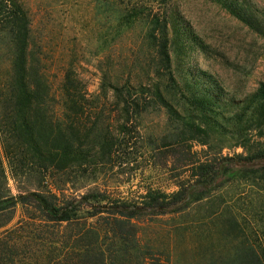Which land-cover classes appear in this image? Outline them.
Masks as SVG:
<instances>
[{
    "label": "trees",
    "instance_id": "1",
    "mask_svg": "<svg viewBox=\"0 0 264 264\" xmlns=\"http://www.w3.org/2000/svg\"><path fill=\"white\" fill-rule=\"evenodd\" d=\"M210 1L264 38V19L245 0ZM172 2L88 0L101 54L99 91L90 93L77 48L60 52L44 38L24 0H0V264H185L182 254L187 264H264V81L238 99L188 66L200 43L185 33ZM156 118L163 127L138 126ZM155 127L158 141L190 154L198 145L203 159L190 160L173 192L149 189L142 206L117 202L104 229L92 222L98 214L79 212L88 195L58 206L51 190L14 196L9 188V175L59 192L74 179L87 182L134 151L137 130ZM231 148L243 153L225 156ZM235 183L255 190L257 211L221 212L217 244L197 245L196 232L171 226L157 255L165 259L152 258L143 244L150 234L142 238L137 222L179 216ZM19 205L40 212L12 225Z\"/></svg>",
    "mask_w": 264,
    "mask_h": 264
},
{
    "label": "rangeland",
    "instance_id": "2",
    "mask_svg": "<svg viewBox=\"0 0 264 264\" xmlns=\"http://www.w3.org/2000/svg\"><path fill=\"white\" fill-rule=\"evenodd\" d=\"M245 1L261 19H264V0ZM24 2L33 12L36 22L38 24L41 22L43 37L55 41L60 52L62 48L68 46L77 48L81 57L78 70L89 92L97 93L100 74L95 64L99 62L101 54H98L94 43L93 31L97 23L86 12L88 0H24ZM170 6L176 13L178 22L186 27L185 33L191 39L195 38L196 43H200L189 54L188 66L215 77L227 93L238 99L256 91L259 84L264 81V38L210 0H173ZM74 40L75 44L72 43ZM150 123L154 126H164L162 118L151 119L138 126H150ZM161 127H155L150 133H144L139 128L134 135L136 138L134 141L137 143L134 151L126 156L120 154L119 159L112 165L98 168L87 182L81 180L77 182L74 179L73 183L60 187L64 191L59 192L50 184H41L36 178L16 180L9 175V188L14 196L28 195L35 190L40 192L51 190V194L59 198L58 206L63 202H69L72 197L88 195L89 201L82 205L79 212L98 214L92 222L97 221L104 229L108 223V214L116 212L117 202L123 200L142 206L143 197L149 189L171 193L176 190L174 184L183 181V178L186 179L189 175L185 172L190 170L188 169L190 160L203 159L201 151L204 148L198 145L193 147L192 156L193 154L184 148L171 147L170 141H158L157 134L162 132ZM149 135H152L151 139H148ZM241 153H243L241 148L224 151L225 156ZM260 203L255 190L252 191L243 183L229 184L209 200L192 206L179 216L143 217L137 222V227L142 238L143 235L150 234L147 241L142 240L144 245L148 243L147 251L155 258L160 249L168 245L163 236L171 226H176L182 234L187 230L196 232L197 245L217 244L222 240L219 233L221 218L218 216L221 212H255L259 209ZM14 212L16 217L12 225L23 219L25 212L40 211L34 209L33 205H19ZM205 236H208V240H205ZM160 259L164 260L165 257H156V260ZM189 259L186 254L180 256V260L185 264L190 261Z\"/></svg>",
    "mask_w": 264,
    "mask_h": 264
}]
</instances>
